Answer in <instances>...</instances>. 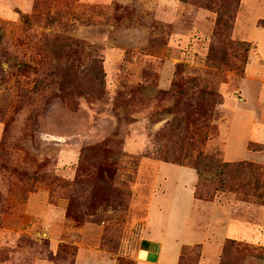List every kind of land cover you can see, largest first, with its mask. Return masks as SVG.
Returning <instances> with one entry per match:
<instances>
[{"label":"rangeland","instance_id":"374dc122","mask_svg":"<svg viewBox=\"0 0 264 264\" xmlns=\"http://www.w3.org/2000/svg\"><path fill=\"white\" fill-rule=\"evenodd\" d=\"M244 16L234 34L236 20L224 26L181 0H0V264H136L147 235L163 241L167 264L184 245L194 257L196 243L206 247L201 264L218 262L240 233L226 206L251 220L264 210V167L254 193L198 200L192 185L194 174L203 192L214 180L211 159L264 157L246 143L264 87L243 77ZM38 82L49 87L36 92ZM202 89L223 103L209 127L186 130ZM201 154L210 160L199 172ZM173 155L182 165L164 161ZM226 264H264V249L238 241Z\"/></svg>","mask_w":264,"mask_h":264},{"label":"trees","instance_id":"16d2710c","mask_svg":"<svg viewBox=\"0 0 264 264\" xmlns=\"http://www.w3.org/2000/svg\"><path fill=\"white\" fill-rule=\"evenodd\" d=\"M183 2H193L197 4L199 7L208 8L218 14L217 23L221 22L224 26L234 27V23L236 20V14L240 8L242 0H181ZM21 20L28 26L32 24L31 18L27 14H21ZM219 25L215 28L214 34L216 36H221V30L219 29ZM257 25L259 27L264 28V19H259ZM222 26V25H221ZM1 29V27H0ZM2 39V35H0V40ZM239 46L244 49V57L248 59V51L252 47L250 43L239 41ZM228 62V61H227ZM229 64L232 63L230 62ZM181 66V65H180ZM33 67L27 63L25 60L20 61L19 70L21 72H31ZM245 72V69H244ZM194 83L197 84V80L195 78H191L189 81H185L184 84ZM183 86V83H182ZM45 87H49V82L44 83H36L35 91L39 92ZM223 103V97L219 92L212 90H199V92L195 96V111L196 114L193 117V120L189 119L187 121H183L186 130H189L190 124L189 121L193 122L194 127L198 128H207L210 125V122L214 118L215 108L217 105ZM21 106L18 107V109ZM167 111L171 112L172 107H168ZM194 127L192 129H194ZM195 130V129H194ZM196 134V133H195ZM249 148L252 150H263L264 145L249 143ZM183 148H180V154H182ZM207 160L210 158L206 155L201 154L198 158V161L195 164V168L200 172V166L202 164H206ZM164 161L176 165H182V157L178 155L173 156H165ZM212 163L216 167V177L214 180L210 182V185L204 192L201 190V186L203 185L201 179L199 178L198 183L195 188V198L200 200H212L216 194L220 191L226 192H241L243 194H250L258 191L261 188V180L263 176L262 165L256 162L248 161V160H238L227 162L224 160H213ZM208 165V164H206ZM110 175V172L101 168L99 171V179L102 182L108 183L107 176ZM202 184V185H201ZM108 186V185H107ZM110 187V186H108ZM111 190L107 189V192ZM111 192V191H110ZM116 192L113 191L112 195H104L105 198L109 196H113L117 198ZM238 244V241L235 239L228 238L224 244L222 254L220 256L219 264H226L228 257L231 255L232 247ZM196 254L194 257L189 259H185V254L182 253L178 264H199L201 256H202V246L197 244L195 246ZM118 264H133L132 260L126 257H119Z\"/></svg>","mask_w":264,"mask_h":264},{"label":"crops","instance_id":"0c3cea01","mask_svg":"<svg viewBox=\"0 0 264 264\" xmlns=\"http://www.w3.org/2000/svg\"><path fill=\"white\" fill-rule=\"evenodd\" d=\"M261 5V0H242L241 8L238 12V17L236 20V25L234 29V34L238 30L240 23H241V17L242 15H245L248 20L251 22V26L249 27V32L246 34V37L244 38H237V39L248 42L251 44V50L249 51L248 60L245 66V72L243 74V77L250 82H259L264 87V28L259 27L257 25L259 19H261L264 16H260L256 14V16L251 17L253 14L254 8L257 5ZM263 49V52L260 50ZM245 98V97H244ZM257 102L258 107L260 108V115L258 118H252L251 122L249 123V132L250 136L246 140L247 142V148L255 153H263V150H252L249 148V143H256V144H262L264 145V96L259 93V95L254 100ZM226 102L222 105L223 109L225 110ZM219 134H220V127H219ZM258 157H261L260 155H256L255 159H251L248 161L256 162L258 164H261L264 167V157L261 158V160H257ZM226 161V160H224ZM232 162V161H227ZM194 173V171H192ZM194 177L192 178V185H193V193L195 196V188L196 184L198 183L199 178L197 179V175L194 174ZM263 184H264V177H263ZM229 207L232 211L234 208H232L230 205L226 206ZM264 207V206H261ZM259 210L257 212L258 217L257 220H251L247 218H233L232 211L230 212L229 218L230 221H236L239 223V232L235 234L234 237H228L231 239H235L241 243L248 244L251 246H258L262 247L264 249V210L260 207H257ZM229 214V213H228ZM146 231L149 234V226H150V210L148 209V214L146 218ZM148 235L144 237L142 240V250H141V256L138 257V263H145V264H167L166 259L162 255V248L164 246L163 241H152L148 239ZM227 238V239H228ZM147 244V245H146ZM200 244V243H196ZM194 245V244H192ZM203 245V244H202ZM186 246V245H184ZM184 246L182 247L181 251L178 252L176 255V258L173 262V264H178L179 258L182 254V250L184 249ZM190 246V245H187ZM206 247L203 245V254ZM221 249H218V262L216 264H219L220 262V254ZM201 257V259H202ZM201 259L199 264H201Z\"/></svg>","mask_w":264,"mask_h":264}]
</instances>
